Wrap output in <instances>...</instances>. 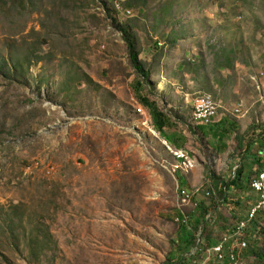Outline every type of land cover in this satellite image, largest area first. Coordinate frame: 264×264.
I'll return each instance as SVG.
<instances>
[{
    "label": "rangeland",
    "instance_id": "obj_1",
    "mask_svg": "<svg viewBox=\"0 0 264 264\" xmlns=\"http://www.w3.org/2000/svg\"><path fill=\"white\" fill-rule=\"evenodd\" d=\"M120 28L188 173L138 102ZM209 97L219 115L206 127L194 106ZM263 130L264 0H0V264H164L180 253L183 214L196 239L186 264H217L180 189L216 202L211 232L227 236L245 216H230L219 184L239 168L254 179ZM256 216L248 264L254 231L264 245Z\"/></svg>",
    "mask_w": 264,
    "mask_h": 264
},
{
    "label": "trees",
    "instance_id": "obj_2",
    "mask_svg": "<svg viewBox=\"0 0 264 264\" xmlns=\"http://www.w3.org/2000/svg\"><path fill=\"white\" fill-rule=\"evenodd\" d=\"M120 30L123 34L124 41L126 42V45H127L130 67L133 70V73L135 74V76H137V81L134 84V90H135V93L137 95V99H138L139 104L142 105L149 112V115L153 121V126H154L156 132L158 134H160L161 137H163V139L167 143H169L172 147H174L176 150H182L183 145L185 144L184 141L180 142L178 140V142H177L175 135L174 136H168L166 134V130L168 128H170L171 123H172L171 115L165 113L164 111H161L156 103L151 102V100L149 99L148 96L147 97L143 96V89L148 88V87L150 88V86H151L150 74L144 68L143 63H141L139 61L140 53H138V50L135 46V43L133 42L132 37L129 34V32L127 31V29L126 28H120ZM177 120L180 121L179 118H177ZM204 129L206 130V128H204ZM210 131L211 130L201 131V133L203 134L204 137H206V136H209ZM207 132H209V133H207ZM259 135H261V141L263 142V143L261 142V150L259 151V156H262L263 155L262 153H264V149H263L264 147H262V146H264V130ZM244 141H245L244 139H241V141L239 142V148L242 151L241 152L242 156L244 158L247 157L249 159V157L251 156V153H252L253 143H252V140H250L247 142V145L244 147ZM262 162H264V161L261 158L254 159L253 163L254 164L257 163L259 165L258 166L259 168L256 171V175H255L254 179H257V177L260 175V173L264 172V164ZM245 174H246V171L243 170L242 168H240L236 172V176L234 179L224 183V187L222 189L219 188V196L222 199L221 200L222 205L229 203L228 196H229V193L232 189L233 190L234 189L235 190L236 189L241 190V188L244 186V189H246V190H249V191L253 190L252 184H251V183H253L252 182L253 179H251V182H249L248 177L243 178ZM223 202H225V203H223ZM235 204L239 205L238 203H235ZM232 205H233V203H232ZM217 207H218V204L216 202H212L210 204L200 205L199 209L201 211V215L198 219H196V222H195L196 225H198L200 228H202V235L203 234L206 235L207 241H208V246H213V245L219 244L222 241L223 237L225 236L224 235L222 238L216 237L217 238L216 239V238H213V234L211 232L212 228H211L210 222L214 218V214H212V213L217 211ZM228 210L230 211V214L234 215L232 217H235L236 208L233 207L232 209L229 208ZM211 214H212V216H211ZM209 216H210V219H208ZM181 219L182 218H180V220ZM180 224H181L180 226H181V230H182V235L180 236L181 243L180 244L177 243L180 247V253L178 255H176V254L169 255L167 261L164 264H186V262H188V260L191 257H196V255L191 254L192 249L195 247L196 239L191 233H189L188 225H184L182 223H180ZM224 229L226 230V232H228V233L225 232L226 234L233 232L232 228L228 229V227H224ZM237 232H238V229H237L236 233ZM254 232L255 233H253V236H254L255 240L251 241L253 243V245L251 247H249L250 249L248 248L247 255H248V258H250L251 260L256 259L254 264H262L264 261V245L262 247H258V246H260L259 242L261 240L259 239L258 235H257L258 237L255 235V234H257V232L256 231H254ZM260 232H262V230H260ZM236 233L233 236H235ZM233 239H234V241H233ZM242 239H244V236L233 237L230 241L231 243L233 242V244H235V245L239 243V245L236 247V250H235L236 252L240 251ZM245 239H246V234H245ZM258 239L260 240L259 242H257ZM235 251H234V255H235ZM212 261L217 262L216 260H212ZM233 261L234 260H228L226 263L231 264V263H233Z\"/></svg>",
    "mask_w": 264,
    "mask_h": 264
},
{
    "label": "bare ground",
    "instance_id": "obj_3",
    "mask_svg": "<svg viewBox=\"0 0 264 264\" xmlns=\"http://www.w3.org/2000/svg\"><path fill=\"white\" fill-rule=\"evenodd\" d=\"M128 14H130V12L128 11ZM164 87L163 85L160 86V89L162 90ZM205 96H208V95H205ZM203 106L205 107V112H199V107ZM240 112V111H239ZM218 113V114H217ZM206 114H217L219 115V108L217 107V105L214 103V101L212 100L211 97L209 98H202L200 100H197L195 102V106H194V120L195 122H198V123H204L205 124V119H206ZM217 116H213L212 117V120L214 119H217L216 118ZM193 118V117H192ZM211 120V121H212ZM194 122V123H195ZM215 122V121H214ZM197 125V124H195ZM212 125V124H211ZM199 126V124H198ZM202 126V125H200ZM202 127H205V126H202ZM166 143V142H165ZM167 149L168 151L173 155L174 159L178 162H181L184 166V168H187L186 172H190L193 168V162L191 161V159L189 158V155L188 154H185L183 152H177V151H174L172 148H170L169 146H167ZM172 157V156H171ZM173 159V158H172ZM176 169V168H175ZM184 171V170H183ZM192 173V172H191ZM183 175V176H188V175H185V174H181V173H178V175ZM264 172L263 173H260V175L257 177L258 178H263L262 179V186H263V190H264ZM183 190V189H182ZM186 197H187V203H195L196 200H195V194H193L194 196L192 195H188V194H185ZM194 197V198H193ZM255 208V209H254ZM252 210L253 212H251L252 214L251 217L249 218V221L248 222H252L253 221V218L256 216V214H258L259 212H256V206L254 207ZM260 214V213H259ZM257 217V216H256ZM255 217V218H256ZM178 222H181L180 218H178ZM250 222V223H251ZM239 227V228H238ZM237 229H238V232L236 233L235 236L233 237H242L244 236V239H242V244H241V247L243 246V244L245 243V235L243 234L244 233V227L245 226H238ZM236 229V231H237ZM232 237V238H233ZM231 238V239H232ZM231 239L229 240V246H228V243H221L219 248H218V255H213L214 254V247L213 248H210V249H207V252H208V256H207V260L206 261H210V259H214L216 260L218 263H226V259L228 258H234V251L236 250V247L239 245L238 244H233V242L231 243ZM236 239V238H235ZM234 241V239H233ZM240 247V248H241ZM209 250V251H208ZM236 252V251H235ZM227 264V263H226ZM231 264H237V263H231Z\"/></svg>",
    "mask_w": 264,
    "mask_h": 264
},
{
    "label": "built area",
    "instance_id": "obj_4",
    "mask_svg": "<svg viewBox=\"0 0 264 264\" xmlns=\"http://www.w3.org/2000/svg\"><path fill=\"white\" fill-rule=\"evenodd\" d=\"M122 1H127V0H122ZM198 109H199V112H205V107H203L201 105H200V107ZM217 114H206V119H205V126L206 127H211L212 117L213 116H217ZM262 179L263 178L253 179L254 181H252L253 183H251L253 189L257 193H259V195H260V200H259L258 204L256 205V212H259V213H261L264 210V190H263V186H262ZM207 195L210 196V193H208ZM180 206H181V210L183 212L184 209H193V210H195L197 207H199V203L197 201L195 203H187V197H186L184 191L182 189H180ZM189 220H190L189 216L183 214L180 223H182L184 225H188L189 224ZM249 225H250V223L248 221H243V222L240 223L239 226H245L244 227V235H245V232L248 229ZM235 233H236V230L232 234L228 235L227 237H224L223 240L220 242V244L221 243H228V246H229V240L233 237V235ZM247 243L248 242L245 240V243L240 248V251L239 252H235L234 258H228V259H226V261L227 260H234V263L246 264L245 260L243 259V253L248 247ZM220 244H218L217 246L214 247V254L213 255H218V248H219ZM218 264H226V263H218Z\"/></svg>",
    "mask_w": 264,
    "mask_h": 264
},
{
    "label": "crops",
    "instance_id": "obj_5",
    "mask_svg": "<svg viewBox=\"0 0 264 264\" xmlns=\"http://www.w3.org/2000/svg\"><path fill=\"white\" fill-rule=\"evenodd\" d=\"M177 151V150H176ZM239 168V167H238ZM240 169V168H239ZM238 169V170H239ZM237 170V171H238ZM236 171V172H237ZM236 172H235V174L234 175H236ZM186 177V176H185ZM235 178V177H234ZM233 178V179H234ZM224 187V181H221V183H220V185H219V188L220 189H222ZM235 196V198L237 199V203L239 204V202H240V204L242 205V209H241V207H237V205L236 206H233L232 205V202H234L233 201V197ZM228 199H229V203H227V204H224V206H226L227 205V207L228 208H233V207H237L236 208V215L235 216H240V218L241 219H243L244 218V216H245V219H247L248 218V216H249V213L251 212V210L253 209V207H255V205L257 204V202H258V200H259V194L257 193V192H255V191H249V190H246V189H244V186L241 188V190L240 189H232L231 191H230V193H229V196H228ZM247 202H251V204H250V206H251V208H249L250 206H248L246 203ZM223 203H225V202H223ZM230 216H234L233 214H230ZM209 251V250H208ZM206 255L208 256V252L206 251ZM206 260H207V258H206Z\"/></svg>",
    "mask_w": 264,
    "mask_h": 264
},
{
    "label": "clouds",
    "instance_id": "obj_6",
    "mask_svg": "<svg viewBox=\"0 0 264 264\" xmlns=\"http://www.w3.org/2000/svg\"><path fill=\"white\" fill-rule=\"evenodd\" d=\"M128 1H129V0H127V2H128ZM125 3H126V2H125ZM148 120L151 122L152 127L154 128V126H153V121H152L150 115H149V119H148ZM197 127H202V126H197ZM154 131L156 132L155 128H154ZM163 140H164V139H163ZM164 142H166V141L164 140ZM166 143H167V142H166ZM167 144L169 145V143H167ZM169 146L172 148L171 145H169ZM173 148H174V147H173ZM173 148H172V149H173ZM174 149H175V148H174ZM175 150H176V149H175ZM177 151H184V150H177ZM262 154H263V153H262ZM262 154H261V155H262ZM179 175H180V174H179ZM181 176H182V177H185V176H183V175H181ZM252 181H254V180H252ZM252 188H253V187H252ZM181 189H183V188H181ZM253 191H255V190L253 189ZM255 192H256V191H255ZM258 194H259V193H258ZM259 200H260V195H259ZM259 200H258V202H259ZM258 202H257V204H258ZM257 204H256V205H257ZM256 205H255V206H256ZM199 206H200V204H199ZM198 208H199V207H198ZM253 208H254V207H253ZM191 210H193V209H191ZM252 210H253V209H252ZM252 210H251V212H252ZM193 211H194V210H193ZM263 211H264V210H263ZM251 212L249 213V216H250ZM182 216H183V215H182ZM249 216H248V218L245 219L244 221H247V220L249 219ZM179 218H182V217H179ZM242 222H243V221H242ZM253 222H254V221H252L251 223H253ZM251 223H250V224H251ZM188 225H189V224H188ZM239 225H240V224H238V226H239ZM238 226H237V227H238ZM237 227H235V228L233 229V232L237 229ZM248 228H249V227H248ZM247 230H248V229H247ZM247 230H246V231H247ZM233 232H232V233H233ZM232 233H229L228 235H230V234H232ZM245 233H246V232H245ZM228 235H227V236H228ZM227 236H224V237H227ZM224 237H223V238H224ZM222 240H223V239H222ZM245 240H246V239H245ZM246 241H247V240H246ZM219 244H220V243H219ZM217 245H218V244L207 247V248H206V251H207V249L213 248V247H215V246H217ZM206 251H205V253H206ZM206 258H207V255H206ZM243 259L245 260V262H246V264H247V259H246L245 257H243ZM210 261H212V260H210ZM213 262H215V261H213ZM215 263H217V262H215ZM217 264H218V263H217Z\"/></svg>",
    "mask_w": 264,
    "mask_h": 264
}]
</instances>
